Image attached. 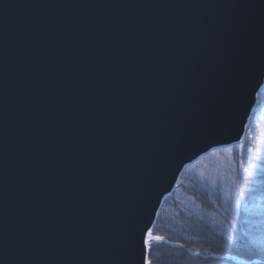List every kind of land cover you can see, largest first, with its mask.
Segmentation results:
<instances>
[{
    "label": "water",
    "instance_id": "obj_1",
    "mask_svg": "<svg viewBox=\"0 0 264 264\" xmlns=\"http://www.w3.org/2000/svg\"><path fill=\"white\" fill-rule=\"evenodd\" d=\"M262 73L264 0H0V264H125L129 232L139 264L183 171L244 140Z\"/></svg>",
    "mask_w": 264,
    "mask_h": 264
},
{
    "label": "trees",
    "instance_id": "obj_2",
    "mask_svg": "<svg viewBox=\"0 0 264 264\" xmlns=\"http://www.w3.org/2000/svg\"><path fill=\"white\" fill-rule=\"evenodd\" d=\"M260 100L264 105V91ZM258 130L253 140L255 159L251 161V156L248 165L245 163L244 169L233 177L227 175L223 182L216 179L212 182L207 177L188 173L190 170L185 173L179 190L168 202L172 210L167 207L157 224L155 233L163 237V242L151 248V264H264V253L260 252V227L264 221L261 215L264 211V120ZM249 172L254 173L251 185L246 175ZM181 190L185 193L184 200ZM237 199L241 200V208L235 212ZM229 234L235 237L234 243L229 242ZM197 252L199 256L195 255Z\"/></svg>",
    "mask_w": 264,
    "mask_h": 264
},
{
    "label": "rangeland",
    "instance_id": "obj_3",
    "mask_svg": "<svg viewBox=\"0 0 264 264\" xmlns=\"http://www.w3.org/2000/svg\"><path fill=\"white\" fill-rule=\"evenodd\" d=\"M264 91V87L262 88L261 92L258 96V102L254 109V112L249 120L247 133L242 143L235 144L233 146H226L221 148H215V151H210L208 154L202 156L198 160L194 161L191 165H189L182 173L174 191L168 196L164 203L161 206V209L158 212V218L155 222V225L152 229L153 235H156L155 231L157 228V224L159 220H161L162 213L168 207V202L172 199V196L179 190V186L183 181V177H185V173L190 170L188 173L192 175H199L201 178L207 177L212 182H216V180L223 182L225 177L231 178L238 171L244 169L245 165L249 163L251 156L253 161L256 157V150L253 147V140L254 137L258 135L260 123L264 120V105L263 102L260 100V96ZM238 148L237 150L235 148ZM251 149V152H249ZM223 150V151H221ZM241 162L243 163V167H241ZM246 163V164H245ZM216 179V180H215ZM185 185V184H184ZM181 192V199H185V193L183 190ZM169 210H172V206L168 207ZM162 241L153 242L154 244H160ZM152 245V247H153ZM148 258L151 261V249L149 250ZM246 264V263H245ZM254 264V263H248Z\"/></svg>",
    "mask_w": 264,
    "mask_h": 264
},
{
    "label": "snow or ice",
    "instance_id": "obj_4",
    "mask_svg": "<svg viewBox=\"0 0 264 264\" xmlns=\"http://www.w3.org/2000/svg\"><path fill=\"white\" fill-rule=\"evenodd\" d=\"M205 46L200 49V54L205 55V54H211V48L207 47L206 45V40L204 41ZM142 74V73H141ZM261 75H264L262 73ZM249 81L247 76L244 73H241L239 78L235 80V93L229 97L228 100V105L231 109H235L239 103L241 102L244 91L248 85ZM217 127L214 123H209L206 127V133L211 134L215 131H217ZM215 151V149H213ZM249 152H251V149H249ZM241 167H243V163L241 162ZM256 165H253V168H256ZM262 171H264V168H262ZM247 177L249 178V184L251 185L253 183L252 177L254 173H246ZM249 190H254V189H249ZM243 193H241V196ZM247 202H244V206L246 209ZM241 208V200L237 199L235 201V206H234V211L238 212L239 209ZM261 215H264V211L261 212ZM235 219L232 221L233 227H235ZM141 234H142V239H141V247H140V262L139 264H151V261L148 258V252L152 248L153 242H159L163 240V237L160 236H154L152 229L150 226L147 224L140 229ZM260 232H261V247H260V252L264 253V221H261V227H260ZM228 240L230 243H234L235 237L232 234H229ZM168 243L167 241H165ZM183 247V246H181ZM122 252L126 257L125 264H138L137 261V250H136V240H135V235L133 232H129L126 237H125V243L122 248ZM195 255L199 256L200 253L197 252ZM214 255V253H213ZM232 259H236V256H232Z\"/></svg>",
    "mask_w": 264,
    "mask_h": 264
},
{
    "label": "bare ground",
    "instance_id": "obj_5",
    "mask_svg": "<svg viewBox=\"0 0 264 264\" xmlns=\"http://www.w3.org/2000/svg\"><path fill=\"white\" fill-rule=\"evenodd\" d=\"M68 247H69V250L71 251V253H76V248H75V245L73 243H70L68 245Z\"/></svg>",
    "mask_w": 264,
    "mask_h": 264
}]
</instances>
